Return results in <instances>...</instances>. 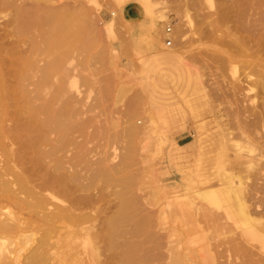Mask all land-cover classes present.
Segmentation results:
<instances>
[{
  "label": "rangeland",
  "instance_id": "374dc122",
  "mask_svg": "<svg viewBox=\"0 0 264 264\" xmlns=\"http://www.w3.org/2000/svg\"><path fill=\"white\" fill-rule=\"evenodd\" d=\"M41 1L16 0L36 61L61 58L46 113L59 173L77 174L71 190L107 213L129 204L113 264L123 252L137 264H264V0H47L61 12L59 47ZM4 9L2 27L15 16ZM257 143L254 168L238 164ZM218 181L247 189L255 219L237 217V201L211 212L196 199Z\"/></svg>",
  "mask_w": 264,
  "mask_h": 264
},
{
  "label": "bare ground",
  "instance_id": "6f19581e",
  "mask_svg": "<svg viewBox=\"0 0 264 264\" xmlns=\"http://www.w3.org/2000/svg\"><path fill=\"white\" fill-rule=\"evenodd\" d=\"M41 2L43 5L36 10L40 12L38 16L49 25L52 45L59 47L61 32L55 20L61 12L50 1ZM7 6L13 7L15 16L5 21V27L0 23V264H113L117 238L125 232L122 229L129 215L128 201L122 199L113 213H107L105 209L113 210L112 206H98L93 196L76 195L71 190L70 183L78 182L77 174L67 178L66 173H59L64 166L62 160L54 157V147L49 143L48 121L51 120L46 113L50 105L47 97L50 76L61 67L62 64H57L61 58L58 55L55 63L40 65L35 57L37 51L34 53L35 49L23 39L25 28L30 26L31 12H26L16 0H0V19L8 15L4 12ZM160 20L165 22L167 17L162 15ZM150 22L156 25L154 20ZM80 39L78 35L75 38ZM32 40L35 43L36 39ZM258 144L261 143L252 148L240 147L236 151L237 163L254 168L251 153L258 150ZM261 150H264V141ZM218 182L211 188L199 190L196 199L210 211V207L222 202L234 204L237 201V217L250 222L255 219L250 218L251 212L247 211V189L240 183L237 186V182L235 185ZM219 213H212L217 223L225 214L223 212L221 217ZM104 252H109L105 254L106 261L100 259ZM140 257L143 261V255ZM132 261L128 253H120V263L137 264Z\"/></svg>",
  "mask_w": 264,
  "mask_h": 264
},
{
  "label": "crops",
  "instance_id": "0c3cea01",
  "mask_svg": "<svg viewBox=\"0 0 264 264\" xmlns=\"http://www.w3.org/2000/svg\"><path fill=\"white\" fill-rule=\"evenodd\" d=\"M127 18L131 21V22H137L140 18L139 16V12L136 8H130L129 11H127ZM165 46L168 47L165 43Z\"/></svg>",
  "mask_w": 264,
  "mask_h": 264
},
{
  "label": "built area",
  "instance_id": "2783aa9c",
  "mask_svg": "<svg viewBox=\"0 0 264 264\" xmlns=\"http://www.w3.org/2000/svg\"><path fill=\"white\" fill-rule=\"evenodd\" d=\"M171 34H172V27L171 26H167L165 28V35H167L166 39H165V43L168 47H171L173 45V41L171 38Z\"/></svg>",
  "mask_w": 264,
  "mask_h": 264
}]
</instances>
